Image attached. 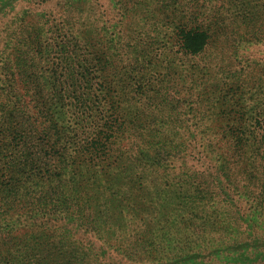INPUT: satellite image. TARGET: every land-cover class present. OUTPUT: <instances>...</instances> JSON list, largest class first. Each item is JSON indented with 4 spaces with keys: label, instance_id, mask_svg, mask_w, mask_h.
Instances as JSON below:
<instances>
[{
    "label": "trees",
    "instance_id": "16d2710c",
    "mask_svg": "<svg viewBox=\"0 0 264 264\" xmlns=\"http://www.w3.org/2000/svg\"><path fill=\"white\" fill-rule=\"evenodd\" d=\"M3 10L0 264L264 255V0Z\"/></svg>",
    "mask_w": 264,
    "mask_h": 264
},
{
    "label": "rangeland",
    "instance_id": "374dc122",
    "mask_svg": "<svg viewBox=\"0 0 264 264\" xmlns=\"http://www.w3.org/2000/svg\"><path fill=\"white\" fill-rule=\"evenodd\" d=\"M6 10V9H5ZM3 10L2 13H0V50H4L6 51V40H4V38L7 37L8 35V32H6V29L9 27V23H8V20H10L11 18H8L10 16H7V13L8 11H5ZM2 55H4V53L1 52ZM4 58V57H3ZM1 63V62H0ZM19 86L16 84V89L17 91H19ZM0 136H4V135H0ZM202 159L204 160V163L203 164H200V166H198L199 169L201 170H206L208 165L210 164L209 162V158H206L205 156L202 155ZM245 202H247L246 200H240V205L242 207L245 206ZM249 206V204H247ZM252 213H253V210H251ZM258 227L262 228L259 224H257ZM264 252V251H263ZM205 263L207 262L208 263V260L205 259ZM225 260V259H223ZM211 262V261H209ZM217 263H221L219 262L218 260H215L213 261V264H217ZM224 264H242V263H234V262H226ZM245 264H264V255L262 257H260L259 259H255L253 261H251V263H247L245 262Z\"/></svg>",
    "mask_w": 264,
    "mask_h": 264
}]
</instances>
